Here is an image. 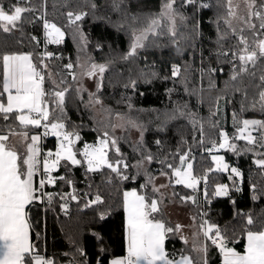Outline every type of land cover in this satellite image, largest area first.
I'll use <instances>...</instances> for the list:
<instances>
[{
	"label": "trees",
	"instance_id": "obj_1",
	"mask_svg": "<svg viewBox=\"0 0 264 264\" xmlns=\"http://www.w3.org/2000/svg\"><path fill=\"white\" fill-rule=\"evenodd\" d=\"M208 1L210 10L199 14L195 6L181 7L180 0H177L178 12L186 17L183 21L178 17L177 36L173 38L166 32L164 35H152L135 57L125 59L135 35L145 29L150 18L160 11L163 0H123L120 10L113 8L112 0H46V3L43 0H32V5L38 11L24 14L26 19L22 24V31L6 33L0 30V54L33 53V61L39 67L38 54L43 53V22L35 17L44 13L47 20L56 23L65 32V39L60 44L49 45V52L58 55L59 59L53 57L45 62L51 72H60L65 77L70 88L66 97L65 121L67 130L79 133L82 138L76 148L80 149L85 142H97V138L101 137L104 131H108L110 136L117 138L127 162L134 165L141 157L139 152L134 151L140 137L135 139L132 135V131L137 130L128 124V121L132 120L146 128L143 141L146 150L154 156V161L145 168L156 177L155 180L161 177V169L171 174L170 169L157 161L167 158V162L179 166L175 154H182L188 149H191L190 159L194 174L203 176L209 168L215 167L211 156L204 151L209 139L219 142L221 130L226 131L230 138L234 137L240 119L264 120V111H261L258 105L255 109L252 108L250 103L253 98H258L260 89L255 85L260 83V72H257L255 80L245 76L242 81L234 82L230 79L231 65L226 63L223 57L218 61L213 55L221 50L217 44L221 34H227V38L221 41L224 48L233 47L236 38L224 22L226 10L223 0ZM2 2L7 6L17 0ZM93 3L97 5L95 9L91 7ZM69 11L85 12L87 15L72 24L66 16ZM28 19L33 22H27ZM81 34L84 39L80 38ZM245 35L250 33L245 32ZM32 36L37 37L40 43L32 41ZM174 39L178 43H174ZM69 62L74 65L72 71L75 74L83 71L81 64L85 67L93 63L106 65L103 87L99 91L96 88L93 92L95 98L102 103H94L93 97L92 102H89L86 94L77 92L76 80H72L63 69V65ZM174 64L181 66L179 78H171V68ZM209 67L217 68L216 73H209ZM261 67H264V62H261ZM220 68H223V72L219 71ZM153 72L157 74L156 77L151 75ZM149 80L151 82H147ZM44 87L46 90H51L52 87L47 75ZM237 87L247 89V100L235 90ZM242 102L246 106L244 111H241ZM177 107L181 108L184 115L169 120L163 130L158 131L164 114ZM233 113L236 114L235 127ZM193 120L197 121V126L203 125L204 146L197 143L200 134L193 126ZM0 124H3V121H0ZM119 124L120 126L113 127ZM119 127L123 130L117 135L115 132ZM261 135V131L256 130L257 144L250 145L252 149L264 151V148L259 147ZM156 140L161 141L160 147L155 144ZM46 146H57L56 139L49 136ZM217 153L224 156L230 167L238 168L243 173V178L240 183L235 177L230 180L229 173H208V197L213 199L208 221L218 224L222 230H227L229 237H241L230 246L243 251L246 243L243 238L244 214H250L257 221V225L264 221V170L255 164L259 159L255 154H237L228 150L215 152ZM109 155L110 159L116 158L111 152ZM129 173L134 175L135 169L130 168ZM60 175L72 180V185L60 180H57L55 186L46 185L45 191L53 195L52 204L49 205L45 197V203L35 202L29 206L32 243L40 254L54 259L56 264H111L113 259L123 257L126 251V214L121 207V193L133 188L145 191L141 185L145 183L146 177L124 182L113 178L112 184H107L106 177L112 175L109 170L86 173L84 166H75L71 171H66L62 166L54 176ZM174 180L175 177L171 178V182L168 178L172 194H177L173 195L169 202H181V196L195 195V204L186 202L184 205L197 217L200 224L198 208L201 185L195 193L184 186L176 185ZM217 184L229 185L227 197L214 196L213 190ZM73 188L76 190L78 201L60 200L57 196V193H70ZM97 191L104 198V203L85 208L86 199L91 198ZM147 191L150 195L160 198L158 193L152 194L150 189ZM84 193H89V197L86 198ZM63 203L68 205L66 213L60 207ZM101 213L106 217L103 220L100 219ZM159 218L174 227L163 209ZM94 234H99L102 239H97ZM170 237L166 242L170 254L190 252L192 244H184L177 233L170 234ZM79 250L83 251V255ZM192 255L195 259L196 254ZM209 264H221V257L215 248L209 250Z\"/></svg>",
	"mask_w": 264,
	"mask_h": 264
},
{
	"label": "snow or ice",
	"instance_id": "obj_2",
	"mask_svg": "<svg viewBox=\"0 0 264 264\" xmlns=\"http://www.w3.org/2000/svg\"><path fill=\"white\" fill-rule=\"evenodd\" d=\"M43 2L46 3V0ZM242 3L243 9L239 3H234V0H223V7L226 10L224 22L236 38V44L231 48H224L221 41L227 38V34L223 33L217 41L221 50L213 55L218 61L223 57L224 61L231 65L230 79L234 82L242 81L245 76L255 80L257 72H260L258 77L260 83L255 85L260 89L257 93L258 98H253L250 103L252 108L255 109L258 105L260 110L264 111V67H261V62H264V0H242ZM196 4H199V0H180L181 7ZM122 5L123 0H112L114 9L120 10ZM176 5L177 0H163L160 11L150 18L145 29L135 35L125 59L135 57L137 50L145 47L144 41L148 39L149 34L164 35L166 29V34L173 38L177 36V18L183 21L186 17L178 12ZM199 6L209 7L208 4H199ZM217 6L219 7L220 4L218 3ZM91 7L95 9L97 5L93 3ZM36 11L38 9L32 5V0H17L16 3L7 6L0 0V30L6 33L14 30L22 31V24L26 19L24 14ZM86 15L85 12L69 11L66 13L72 24L81 21ZM35 19L43 22L45 35L49 38L48 42L60 44L64 40L65 32L56 23L47 20L44 13L36 16ZM233 20H238L241 26L234 27ZM27 22L32 23L33 21L28 19ZM245 32L250 35H245ZM31 39L37 44L40 43L35 36ZM173 42L178 43L175 39ZM54 56V53L47 51L38 54V67V64L33 61V53L0 54V65H2L0 121H3V124H0V264H56L54 259L41 255L32 243L31 208L29 206L34 205L35 202L45 203V197L46 202L49 205L52 204L53 195L45 191L46 185L55 186L57 180L72 185L73 181L64 175L53 176L54 172L59 171L62 161L66 171H71L75 166H84L86 173L109 170L112 175L106 177L105 183L107 184H112L113 178L118 182H124L135 180L137 177H146L145 183L141 185L145 191L133 188L121 193V207L126 214L127 254L124 257L113 259L111 264H209L210 248L218 250L222 256V264H264V221L257 225V221L250 214H244L243 238L246 244L242 252L230 246L238 242L241 237H235V235L229 237L227 230H222L218 224L203 219L207 213H201L200 231L194 233L190 252L185 254L184 251H180L170 254L166 248V242L171 238L170 234L179 233L184 226L177 224L172 227L159 218L162 215L161 205L163 203V194L160 193V189L169 185L156 186L154 184L156 177L144 168L145 163L151 164L154 161V156L146 150L143 141L146 128L135 121H128L129 125L137 128L141 133L140 140L134 147V151L139 152L141 158L134 165L127 162L117 138L110 136L108 131L103 132L98 143L85 142L82 148L77 149L76 144L82 138L79 133L68 131L65 123V104L70 88L67 86L65 77L60 72L49 71V65L45 63L46 59H52ZM56 58L59 59V57ZM80 67L83 69L82 74L90 78L97 77L99 73V82L96 87L98 91L102 89L106 65L93 63L87 67L81 64ZM73 68L74 65L71 62L63 65V69L67 71L71 79L76 80ZM207 71L214 74L217 68L209 67ZM219 71L223 72V68ZM46 75L52 85L51 90H46L44 87ZM151 75L156 77L157 74L153 72ZM180 76L181 66L172 65L171 78ZM168 78L164 77V79ZM132 87H135V81L132 82ZM235 90L241 93L244 100H247L246 88L237 87ZM83 91H86L83 87L77 89L78 93ZM89 95L93 97L94 103H102L95 98V94L90 93ZM244 110L246 106L242 102L241 111ZM182 115L184 112L180 107L170 113H165L158 131H162L169 120ZM235 115L233 113L234 127L236 125ZM239 123L242 126L237 128V134L234 137L230 138L226 131L221 130L219 142L209 139L204 151L211 156L215 167L209 168L203 176L198 177L193 172V163L190 159L191 149L182 154L179 152L175 154L179 166L167 162V158L157 161L171 170L170 174L161 169L160 175L168 177L170 182L171 178L175 177L176 185H183L192 189L193 192H196L198 186L203 183V197L208 202V173L227 172L230 180L234 177L243 178V173L238 168L230 167L223 156L214 155V152L228 150L239 154L252 151L248 147L237 149L236 144L232 142L233 139H237L246 141L248 145H256L257 137L250 129L261 131L259 147L264 148V120L244 119ZM117 126L119 125L113 127ZM193 126L200 134L197 143L204 146L203 125L197 126V121L193 120ZM30 129L40 131L30 132ZM48 136L54 137L58 146L55 151L47 150L42 154L40 142L42 137ZM155 144L160 147L161 141L156 140ZM110 152L116 157L115 159H110ZM258 155L262 158L257 159L255 164L264 170V153ZM130 168L135 169L134 175L129 173ZM252 187L255 190V185ZM148 189L152 194L160 193V198L150 195ZM229 191L228 184H217L213 194L216 197L228 196ZM173 195L177 194L173 193ZM57 196L60 200L78 201L75 188L70 193H57ZM84 196L89 197V193H84ZM180 199L181 202L196 203L195 195L181 196ZM103 203L104 198L97 191L91 198L86 199L84 207ZM60 207L65 213L67 212V203L61 204ZM105 218V215L101 213L100 219ZM192 219L195 220L196 217ZM36 235L39 237V233ZM94 235L97 239H102L99 234ZM181 239L184 244L189 243L187 237H181ZM79 251L83 255V251ZM192 253L196 254L195 259Z\"/></svg>",
	"mask_w": 264,
	"mask_h": 264
},
{
	"label": "rangeland",
	"instance_id": "obj_3",
	"mask_svg": "<svg viewBox=\"0 0 264 264\" xmlns=\"http://www.w3.org/2000/svg\"><path fill=\"white\" fill-rule=\"evenodd\" d=\"M234 3H239L240 4V7H241V9H243V3H242V0H234ZM187 6H192L193 7V5H187ZM211 6V5H210ZM177 8V7H176ZM197 9V8H196ZM232 23H233V26L234 27H237V28H239L241 25H240V22L238 21V20H233L232 21ZM178 24H179V21H178V18H177V25H176V27H177V34H178ZM165 32H166V29L164 30ZM141 32V31H140ZM140 32H137V35L140 33ZM150 36H152V34H149V36H148V39H149V37ZM80 38H83L84 39V36L81 34V36H80ZM65 39V38H64ZM148 39L147 40H145L144 41V44L146 45V43H147V41H148ZM140 49H138L137 50V52L139 51ZM46 61V60H45ZM46 63V62H45ZM49 71H50V69H49ZM83 73V71H80L78 74H76V86H77V89H80L81 87H83V89H86V91H83V92H79L80 94H82V95H85L86 94V96H87V99L89 100V102H92V99H91V96L89 95L90 93H92L93 94V92H94V90L97 88L96 87V85H97V83L99 82L98 81V76H99V73H97V77H88L87 75H83L82 74ZM45 79H46V77H45ZM94 108H95V110H97V107L94 105ZM242 120H244V119H240L239 120V122L240 121H242ZM249 120H253V119H249ZM238 122V124L236 125V128H238V127H241L242 125L240 124ZM65 123H66V121H65ZM119 126H120V124H119ZM122 127H119V128H117V130H116V134L118 135H120V133L122 132ZM250 131H252V134L255 136L256 135V130H252V129H250ZM132 135H133V137L135 138V139H139V137H140V135H141V133H140V131L137 129L136 131H132ZM101 137L99 136L98 138H97V142H95V143H98V141H99V139H100ZM234 141V142H233ZM232 142L233 143H235L236 144V146H237V149H242V148H245V147H248V148H251V146L250 145H248L247 144V142L246 141H243V140H237V139H233L232 140ZM56 145L58 146V142H57V140H56ZM83 147V145L81 146V148ZM252 149V148H251ZM244 153H252V154H255L256 156H259V159L260 158H262L260 155H258L259 153H264V151H259V150H257V149H252V151H247V152H240V154H244ZM214 155H220V156H223L221 153H217V154H214ZM224 157V156H223ZM63 164H64V162L62 161L61 162V167L63 166ZM148 163H145L144 164V168H145V166L147 165ZM142 171H143V169H141ZM225 173H227V172H225ZM159 178V177H158ZM237 180H238V182H240L241 183V181H242V179L241 178H236ZM154 184H156V186H159V185H161V184H165V185H169V186H167V187H165V188H161L160 189V193H162L163 194V203H162V205H163V207H162V209L164 210V212H169V211H171V214L172 213H176L175 212V208L174 207H176L177 205H180V207H183V202H175V203H173V202H169V201H171L172 199H173V194H172V192H171V187H170V183H169V181H168V178L167 177H165V176H161V179H159V180H155V182H154ZM240 185V184H239ZM160 193H158L159 195H160ZM185 206V205H184ZM186 207V206H185ZM177 210V209H176ZM199 228V227H198ZM199 231V230H198Z\"/></svg>",
	"mask_w": 264,
	"mask_h": 264
},
{
	"label": "crops",
	"instance_id": "obj_4",
	"mask_svg": "<svg viewBox=\"0 0 264 264\" xmlns=\"http://www.w3.org/2000/svg\"><path fill=\"white\" fill-rule=\"evenodd\" d=\"M253 120H256V119H253ZM30 132H35V131H31L30 130ZM13 142L15 143L16 141L14 140ZM40 147H41V142H40ZM55 174H56V172L53 173V176ZM159 179H161V177L157 178V180H159ZM181 186H183V185H181ZM187 189H189V188H187ZM189 190H192V189H189ZM195 193H197V191ZM225 197H227V196H221V197H218V198H225ZM184 203H186V202H183V204ZM162 207H163V205H161V208ZM174 208H175V212L176 213H172L171 214V211H169L168 213L165 212V215L172 222V224H174V226L177 225V224H180V225H183L184 226L181 229V231L179 233H177V235H178V237H179V239L181 241H182L181 237H187L188 238V241H189L188 244H192L193 243V238H194V233L197 232L198 225H199V222L197 220V217L187 207H185L184 205H183V207H180V205H177ZM193 217H196V219L193 220L192 219ZM201 239H202V237H201ZM210 249H212V248H210ZM126 250H127V242H126ZM220 257H221V264H222V256L220 255Z\"/></svg>",
	"mask_w": 264,
	"mask_h": 264
},
{
	"label": "built area",
	"instance_id": "obj_5",
	"mask_svg": "<svg viewBox=\"0 0 264 264\" xmlns=\"http://www.w3.org/2000/svg\"><path fill=\"white\" fill-rule=\"evenodd\" d=\"M199 4H208L209 7L203 8V7H200ZM199 4L193 5V6H195L197 8L199 14L202 11H206V12L209 11L210 8H211L210 3H209L208 0H199ZM42 36H43V53L45 51L49 52V45L52 44V43L48 42L49 38L45 35L44 28H43V34H42ZM54 57L56 58V57H58V55H55ZM48 137H42V139H41L42 154H43V152H46L47 150H52V151H55L56 150V147L57 146H54L52 148H48L46 146ZM213 154H215V152ZM201 188H202V190H201V196H200V203H199V208H198V214H199L200 219H201V215L200 214L201 213H207V215L204 216L203 219L208 220V214L210 212V207H211V205L213 203V199H211V198L208 197V202H206L205 199H204V197H203V190H204L203 183H201ZM200 223H202V220H201ZM198 230L200 231L199 228H198ZM126 254H127V250L124 252L123 257L126 256Z\"/></svg>",
	"mask_w": 264,
	"mask_h": 264
},
{
	"label": "water",
	"instance_id": "obj_6",
	"mask_svg": "<svg viewBox=\"0 0 264 264\" xmlns=\"http://www.w3.org/2000/svg\"><path fill=\"white\" fill-rule=\"evenodd\" d=\"M76 146H77V144H76Z\"/></svg>",
	"mask_w": 264,
	"mask_h": 264
}]
</instances>
